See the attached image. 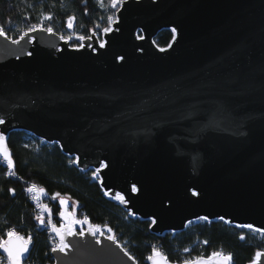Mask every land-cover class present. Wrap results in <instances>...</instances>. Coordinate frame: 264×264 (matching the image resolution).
<instances>
[{"label":"water","instance_id":"95a60500","mask_svg":"<svg viewBox=\"0 0 264 264\" xmlns=\"http://www.w3.org/2000/svg\"><path fill=\"white\" fill-rule=\"evenodd\" d=\"M118 7L108 33L91 30L78 46L55 31L29 33L31 44L0 36V134L10 158L14 129L56 142L155 234L199 217L264 233V0H124ZM165 28L172 37L158 46L154 37ZM34 193L47 205L43 187ZM61 199L74 213L73 201L58 196L57 227L65 222ZM38 223L58 245L48 223ZM87 227L76 225L85 235L66 237L72 247L50 251V264H137L115 237L104 233L97 244ZM156 250L167 264H184ZM259 252L247 264H264Z\"/></svg>","mask_w":264,"mask_h":264},{"label":"trees","instance_id":"16d2710c","mask_svg":"<svg viewBox=\"0 0 264 264\" xmlns=\"http://www.w3.org/2000/svg\"><path fill=\"white\" fill-rule=\"evenodd\" d=\"M103 3L102 7L97 0H0V26L5 27L7 35L17 38L20 30L39 23L42 14H51L52 19L44 21L43 26H51L58 34L66 35L71 33L67 18L74 16L72 32L86 37L91 30L102 31L108 26L107 17L114 16L115 9L107 7L109 0ZM96 24L100 25L98 29ZM171 37L172 31L165 28L156 34L154 41L158 46H165ZM7 144L13 160L11 171L15 175L9 174L8 166L0 159V239L9 229L31 237L30 252L24 264H50L54 241L49 230L41 227L36 219L34 202L26 194V188L31 185L48 192L44 201L55 223L59 222L58 196L54 201L52 198L59 193L75 202L76 216H87L95 225H100L137 264H147L146 258L153 247L172 262L222 252L231 255L230 264H247L256 252L264 250V234L222 220H198L180 231L152 233L148 219L128 216L115 199L104 194L98 179L92 175L93 169L78 168L73 157L64 153L56 142H46L25 130L14 129L9 132ZM241 235L245 237L243 240ZM0 264H8L1 252Z\"/></svg>","mask_w":264,"mask_h":264},{"label":"snow or ice","instance_id":"6c2138e0","mask_svg":"<svg viewBox=\"0 0 264 264\" xmlns=\"http://www.w3.org/2000/svg\"><path fill=\"white\" fill-rule=\"evenodd\" d=\"M124 2V0H109V3L107 4V7H110L112 9H115L116 11H119V7L118 5L122 4ZM97 3L100 4L102 7L105 6L103 3V0H97ZM42 20L39 23L36 24H31L26 30H20V36L19 39H13L11 36L7 35V30L5 29V27L0 26V36H3L6 40H10L12 44H19L21 40H24L25 37H27V42L29 44L32 43V37L29 36V33L31 32H35V31H43L49 34H54V30L51 26L49 27H44L43 26V22L46 20H51L52 19V15L51 14H42ZM74 20L75 17L74 16H69L67 18V27L69 29H73L74 28ZM107 21H108V26L103 28V32L104 33H108L111 30V25L115 22L114 21V16L110 15L107 17ZM95 27L98 29L100 27L99 24H96ZM176 30L173 29V32H175ZM93 35H95V32H93ZM90 38V37H89ZM60 39H65L64 36H61ZM70 39V37H69ZM77 39L83 41L86 39L85 36L80 35L77 37ZM100 47H104V43L101 42L100 43ZM29 56L31 55V53H27ZM4 120L0 119V124H3ZM5 141V137L0 134V153L3 154L5 160L7 161V165L8 168L10 170L9 174L10 175H15L14 172L11 171V169L13 168V161L9 156L7 147L4 144ZM99 171V170H97ZM94 178H96V174H94ZM36 190V186L35 185H31L29 186L26 191L29 193H33ZM10 192H13L12 189H9ZM132 191L135 192L136 188L135 186H133ZM39 192L41 194H44V190L43 189H39ZM108 193L106 192L105 195H107ZM197 193L193 192V195H196ZM59 193L54 194L53 196V201L55 200V198L57 196H59ZM117 198L123 203L124 202V198L122 196H119V194H117ZM38 199V198H37ZM59 204L61 206V211L59 212V216L61 217V219L63 221H65L64 223H61L59 227H57L55 224H53L52 220H53V216L51 214V210L49 209L48 205H41L42 210L44 212L49 213L48 215V220L47 223L48 225L51 227V230L53 232L56 233L59 243L58 245H56L55 247H53L51 249V251L53 253L55 252H60V253H66V250H69L72 246L66 242V237H70V236H74V235H79L81 237H83L85 235L84 229L82 228L79 233H77L74 229L76 225H87V232L89 235H92L93 237H96V243L99 244L100 243V236L104 235V231L101 228L100 225H92L89 222V219L87 216H85L83 219H77L74 213H70L64 210V206L66 205V201L61 199L59 201ZM37 220L40 221L41 224L44 223V219L42 216H37L36 217ZM199 219L201 220H207V217H199ZM153 223H155V221H153ZM241 227H247L249 229H252L251 225H244ZM108 232H111V229L108 228L107 229ZM255 232H261L260 229H252ZM264 234V233H261ZM8 239L7 240H0V249H3V251L5 253H7V260H8V264H20V259L21 257L24 255L25 252L28 251V245L31 242V237H29L28 239H25L23 236L19 235L15 230L13 229H9L6 233ZM245 237L243 235L240 236V239L243 240ZM107 239L109 240H114V237L109 235L107 236ZM207 243V242H205ZM185 251H187V249H185ZM125 255H128L127 252H125ZM262 255L261 252H256V258H259ZM129 259H132L131 256H129ZM147 259L149 261H152V264H167V260L166 258L159 252L156 250L155 247H153L152 250V254L149 255L147 257ZM231 259V255H222L219 252H213L211 254V256L208 257L207 260H204L201 257H197L194 258V260H185L184 264H212L213 261L215 260H221L224 262V264H227V262ZM253 264H255V261L253 262Z\"/></svg>","mask_w":264,"mask_h":264},{"label":"built area","instance_id":"2783aa9c","mask_svg":"<svg viewBox=\"0 0 264 264\" xmlns=\"http://www.w3.org/2000/svg\"><path fill=\"white\" fill-rule=\"evenodd\" d=\"M92 31L95 32V35H96V36L100 37V35H101V31H100V32H99L98 30H92ZM61 36H64L65 39L68 40L69 43H70L71 45H73V46H78V45H80V44L82 43L81 40L77 39V37L80 36L79 33H73V32H71V33H68V34H66V35H61ZM69 37H70V39H69ZM28 187H29V186H28ZM28 187H27V188H28ZM27 188H26V189H27ZM26 194H27L28 198H29L31 201L34 202V208H35V210H36L37 215L42 216L43 219H44V223L47 224V220H48V218L46 217V215L44 214L43 210L41 209L40 203L34 198L35 193H34V192H33V193H29V192L26 191ZM0 240H2V239H0ZM56 244H57V242H56V240L54 239L52 247H55ZM22 264H24V263H22Z\"/></svg>","mask_w":264,"mask_h":264},{"label":"rangeland","instance_id":"374dc122","mask_svg":"<svg viewBox=\"0 0 264 264\" xmlns=\"http://www.w3.org/2000/svg\"><path fill=\"white\" fill-rule=\"evenodd\" d=\"M75 207H76V204H75V202L73 201V204H72V210H73V212H74V210H75ZM37 216H40V215H37ZM192 222H195V221H192Z\"/></svg>","mask_w":264,"mask_h":264}]
</instances>
